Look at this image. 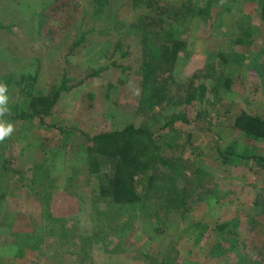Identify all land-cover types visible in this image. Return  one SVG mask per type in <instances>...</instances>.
<instances>
[{"label":"rangeland","instance_id":"374dc122","mask_svg":"<svg viewBox=\"0 0 264 264\" xmlns=\"http://www.w3.org/2000/svg\"><path fill=\"white\" fill-rule=\"evenodd\" d=\"M103 5L0 0V264H264V138L233 128L264 119V0ZM130 124L156 164L119 203L94 137Z\"/></svg>","mask_w":264,"mask_h":264},{"label":"trees","instance_id":"16d2710c","mask_svg":"<svg viewBox=\"0 0 264 264\" xmlns=\"http://www.w3.org/2000/svg\"><path fill=\"white\" fill-rule=\"evenodd\" d=\"M94 1H96V4H99L98 8L104 7V5L102 6L104 0ZM34 8L36 9L35 6ZM170 40L172 41V38ZM173 48L174 62L178 55L179 45L173 44ZM147 70H149V74L153 72L151 68H147ZM226 86H229V83ZM233 128L243 132V136L264 138V119L258 115L240 112L234 120ZM140 136L150 138L152 137V133L144 126L130 124L122 129L106 131L94 137L97 148L91 167L93 174L101 182L100 190L103 196H111L119 203H132L138 199L135 184L137 172H150L156 164V160H149L143 151H139L137 149L138 146H135L134 139ZM230 151L231 149L223 150L221 153L222 159L228 160ZM252 159H256L257 163L264 167V156L254 155ZM168 162V160H162V164L164 165H167ZM227 226H224L222 231ZM226 231L229 230L227 229ZM237 232L233 229L232 235L227 238L225 237L227 240L234 236L233 240H228L231 244L229 249H233L239 241ZM219 240L222 241L221 238ZM227 260L231 261L230 258H226L225 261L227 262ZM240 264H242V259Z\"/></svg>","mask_w":264,"mask_h":264},{"label":"clouds","instance_id":"9594fccd","mask_svg":"<svg viewBox=\"0 0 264 264\" xmlns=\"http://www.w3.org/2000/svg\"><path fill=\"white\" fill-rule=\"evenodd\" d=\"M8 89L6 85L0 83V116H4L8 111L7 103L8 96L6 95ZM13 132V125L11 123H7L3 120H0V141H3L6 137H8Z\"/></svg>","mask_w":264,"mask_h":264}]
</instances>
